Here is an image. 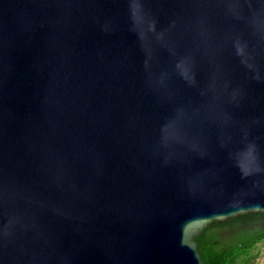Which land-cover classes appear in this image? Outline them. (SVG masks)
I'll use <instances>...</instances> for the list:
<instances>
[{"label":"water","instance_id":"95a60500","mask_svg":"<svg viewBox=\"0 0 264 264\" xmlns=\"http://www.w3.org/2000/svg\"><path fill=\"white\" fill-rule=\"evenodd\" d=\"M256 212L264 0H0V264H204Z\"/></svg>","mask_w":264,"mask_h":264},{"label":"trees","instance_id":"16d2710c","mask_svg":"<svg viewBox=\"0 0 264 264\" xmlns=\"http://www.w3.org/2000/svg\"><path fill=\"white\" fill-rule=\"evenodd\" d=\"M263 224L264 212L239 215L220 224L212 223L194 238L203 263L255 264L261 254L256 244L264 240V234L246 228Z\"/></svg>","mask_w":264,"mask_h":264},{"label":"clouds","instance_id":"9594fccd","mask_svg":"<svg viewBox=\"0 0 264 264\" xmlns=\"http://www.w3.org/2000/svg\"><path fill=\"white\" fill-rule=\"evenodd\" d=\"M258 2V0H234V3L246 6L248 10H253V4ZM141 6L137 3L135 5L136 9ZM236 53L240 57L245 56L244 47L237 45ZM242 62H245L242 60ZM147 67V64H146ZM176 70L178 75L189 85L195 86L196 79L195 73L193 71V65L185 60H180L176 64ZM255 79H259L258 76H254ZM181 111V110H180ZM178 111L173 117L167 119L160 127L159 130V140L155 146V151L157 155L163 156V163L167 165L175 157V148L177 145H181L180 141L176 136L172 135L170 129L177 123ZM248 150L250 152H255V145H249ZM247 175V173H245ZM6 234V233H5Z\"/></svg>","mask_w":264,"mask_h":264},{"label":"rangeland","instance_id":"374dc122","mask_svg":"<svg viewBox=\"0 0 264 264\" xmlns=\"http://www.w3.org/2000/svg\"><path fill=\"white\" fill-rule=\"evenodd\" d=\"M246 229L248 231H252L253 233L255 231H261L264 234V224L262 226L256 227V228H253L252 226L251 227L248 226ZM256 247L261 250V254L258 257V259L256 260V263L255 264H264V240L262 242L257 243L256 244Z\"/></svg>","mask_w":264,"mask_h":264}]
</instances>
